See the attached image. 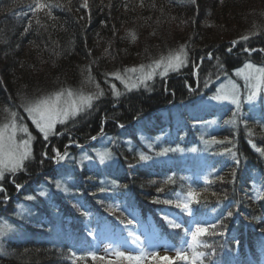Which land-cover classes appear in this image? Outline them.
Listing matches in <instances>:
<instances>
[{"label": "trees", "instance_id": "trees-1", "mask_svg": "<svg viewBox=\"0 0 264 264\" xmlns=\"http://www.w3.org/2000/svg\"><path fill=\"white\" fill-rule=\"evenodd\" d=\"M61 2L66 6L52 9L53 27L52 20L31 11L32 0H0V122L7 115L5 109L19 111L35 137L25 169L6 174L0 182L4 189L0 221L10 219L18 234L5 244L7 254H0V264H71L70 249L98 252L95 244L106 225L128 237L133 228L125 217L128 212L137 223L154 225L161 236L180 247H187L189 237L183 228H171L165 216L186 228L197 221L217 224L216 235L201 238L210 246L198 249L205 253L204 264H264V199L260 198L264 197V156L250 146L244 123L236 128L224 124L234 105L205 103L229 79L242 85L233 76L236 69L249 62L264 66V52L259 51L264 49V0H196L195 4L143 0V5L140 0H88L87 8L81 7L83 0ZM249 7H259L260 12ZM238 12L244 20H239ZM37 18L48 27L36 26ZM29 22L33 28L25 32ZM230 25L238 27L230 32ZM242 35L250 40L229 53L232 41ZM182 45L188 53L187 66L164 77L156 75L147 88L128 92L111 75L150 65ZM244 47L257 51L249 54ZM89 71L93 83H83ZM97 83L105 95L94 102V108L75 122L58 124L56 130L63 134L52 135L47 142L22 109L12 108L20 105L21 97L61 88L95 92ZM113 83L123 93L118 99L109 90ZM240 115L254 133L253 142L264 148V130L258 126L264 123V94L254 106L242 96ZM91 136L98 138L93 141ZM212 136L234 137L236 157L219 154L226 145L204 142ZM65 145L69 156L61 164L47 159L40 163L43 152L51 156L53 148L63 151ZM177 146L183 151L157 155L163 148ZM99 151L109 154L103 163ZM141 152L151 159L139 161ZM85 155L91 159H84ZM173 173L175 183L164 185V178ZM205 176L214 182L206 185ZM57 181L66 192L55 187ZM188 185L208 189L200 203L192 205V216L174 205L153 202L175 199L173 193L186 191ZM100 187L105 188L103 193ZM157 187L165 191L158 193ZM19 205L28 207L29 218L14 215ZM170 209L177 218L168 213ZM87 264L107 261L89 259Z\"/></svg>", "mask_w": 264, "mask_h": 264}, {"label": "snow or ice", "instance_id": "snow-or-ice-1", "mask_svg": "<svg viewBox=\"0 0 264 264\" xmlns=\"http://www.w3.org/2000/svg\"><path fill=\"white\" fill-rule=\"evenodd\" d=\"M191 3L195 4L196 0H190ZM141 5H143V0H140ZM71 4V0H67V5ZM66 5L61 2V0H32V3L29 5L31 11L35 14H43L45 17L53 21V27L55 26V17L53 16L52 9L53 7H65ZM82 8L88 7V0H83L81 4ZM69 10L71 8L69 7ZM36 26L39 28L46 29L48 26L41 24L39 18L35 21ZM33 25L29 22L28 26L25 28V32L32 30ZM131 39L135 41L136 36L134 33H131ZM255 35V34H253ZM250 40L249 35H242L239 40L232 41V47L228 48V52L231 53L233 49L240 44L241 42H248ZM186 46H181L178 52H173L166 57H161L160 59L154 60L150 65H140L139 69L129 68L125 71L128 73L136 74L134 76L122 75L119 72L111 73L116 80L124 86V89L128 92H131L133 89H138L143 86L148 87V82L153 80L156 75L162 77L167 76L168 72L179 71L182 67H186L189 58L188 53L185 51ZM244 52L251 53L256 52L257 49H249L244 47L242 49ZM259 51L264 52V49ZM60 53H56L59 55ZM208 58L212 59V53H208ZM203 59V58H201ZM195 67V65H194ZM222 68L223 65L221 64ZM160 70V71H158ZM138 73V74H137ZM236 76L240 77L243 81V93L241 92V86L236 83L235 80L229 79L227 84H221L217 89V93L210 97L212 100L218 102L227 101L230 104L235 106V110L232 111L231 118L224 121L225 125H230L232 128H236L239 123H244L245 128L247 129L248 135L250 137L249 144L260 156H264V148L258 146L253 142L251 137L254 135L251 128L248 127L247 121L244 120L240 113L242 108V96L243 100L246 101L249 105L254 106V102L257 97L264 94V66H257L251 62L246 63L243 68L236 70ZM83 83L91 84L93 83V77L90 74L86 76V79ZM205 86H207V81H205ZM95 92L85 93L82 89H72V88H61L53 92L40 95L37 97H21L20 105H12V108H20L23 113L27 114V119L31 120L32 125L35 126V129L42 135L43 141L47 142L52 135H62L63 133L56 130V126L67 125L69 121L75 122L77 116L82 113H86L89 110L94 108V102L99 101L101 97L105 95L103 89H101L99 83L95 85ZM109 90L111 94L117 99L123 94L120 90L117 89L116 85L113 83L110 85ZM7 113L4 122H0V182H2L6 174L15 175L18 171L25 169V161L32 159V141L35 137L29 131L28 125L24 123V117L21 116L19 111H14L10 109H5ZM213 123H216L213 121ZM121 128L124 127L123 124L119 125ZM258 126L264 130V123H259ZM67 130V129H66ZM18 133L22 135L18 138ZM103 134V128H101L100 134ZM97 136H91V140H97ZM203 139V138H202ZM205 143H214L217 145H226L223 152L219 153L220 155H231L233 158L236 157L237 153L234 151V137L230 139L229 137H224V139H217L215 136L211 137L210 141H204ZM72 144H75V140H71ZM227 145H232V147H227ZM69 145H65L63 151L53 148L52 151L54 155H49L47 152L41 154L42 159L41 164L44 163L45 159L52 160L56 164H61L69 156L68 152ZM197 149L192 148L190 151L195 152ZM183 151V149L177 146L176 148H163L157 155H167L169 152ZM100 161L103 163L104 158L108 153L99 154ZM84 159H91V157L85 155ZM151 159L150 156L144 154L143 152L138 154L139 161H147ZM236 164H239L238 159L235 160ZM132 167V165H129ZM211 173H209V176ZM235 176V173H232ZM209 176L203 178L204 183L211 184L214 181L209 179ZM91 179V177H88ZM181 179H185L181 177ZM217 180H223V177L216 176ZM150 183H156V181H150ZM164 185H170L175 183V173L167 175L162 181ZM115 186V185H114ZM16 187L19 189L22 187L20 184H16ZM55 187L58 190L67 191L66 188L62 187V184L57 181ZM105 188L100 187L99 192L103 193ZM164 187H157V192H164ZM207 188L197 190L191 185L187 186V190L183 192H174L173 195L175 199H164L160 200L159 198L154 199V203H164L166 205H174L175 208L179 209L182 213L187 214L188 216L193 215V204H199L202 198V193H206ZM4 192L2 186H0V193ZM44 195V193H41ZM95 195V193H93ZM212 195H217L215 192ZM206 199V197H204ZM227 197H225L226 199ZM264 199V197H260ZM27 199L31 200L34 197L29 196ZM118 207V206H117ZM233 212L231 210L227 211V216L231 217ZM254 218V217H253ZM171 228L181 229L183 228L184 234L189 237L187 241V249L177 248L175 249V256H169L167 254L161 256L159 251L149 250L145 247L140 246V237L136 236L134 233L129 232V237L133 245H136L135 249H123L119 245L109 244L104 249V254L101 255L95 250L87 251H76L69 250V258L71 259V264H77L78 261L87 264V261H107V264H145V261H161L164 264H175L176 260L186 261L187 264H204L205 253L198 251L201 247H210L208 244L202 241V237L208 235H216L215 231L218 227L215 223L210 222H195L194 227L186 228L183 227L181 223H178L176 220L169 219L167 216L163 218ZM248 219V217H245ZM132 221L129 220L128 224H131ZM222 227V224L219 225ZM10 229V226L7 222L3 226H0V236L6 234ZM264 231V229H262ZM92 235L91 232L88 233ZM223 235V233H219ZM168 249H165L167 253ZM0 254L6 255V251L3 246L0 245Z\"/></svg>", "mask_w": 264, "mask_h": 264}, {"label": "rangeland", "instance_id": "rangeland-1", "mask_svg": "<svg viewBox=\"0 0 264 264\" xmlns=\"http://www.w3.org/2000/svg\"><path fill=\"white\" fill-rule=\"evenodd\" d=\"M249 9L253 13L260 12L259 11V7L258 8L257 7H249ZM239 15H240V18L243 17L242 14L239 13ZM239 20L242 21V20H244V18H241ZM230 26H231V31L230 32H233L238 27V25H230ZM179 32H180V30H179ZM140 65H143V64H140ZM140 65H138L137 67H134V68L139 69ZM244 65L242 67H240L239 69L243 68ZM145 66H147V65H145ZM257 66H259V65H257ZM236 70L234 71L233 76L237 77L240 80V82L242 83V85H243L244 81L240 77L236 76ZM158 71H160V70H158ZM121 74L122 75H126V76H134V75H136V74H133V73H128L126 71L121 73ZM227 82L228 81L224 82L223 84H227ZM239 85L241 86V92L243 93V91H244L243 86L241 84H239ZM79 89H82L85 93L92 92V91L86 90L85 88H79ZM210 97H212V96H210ZM210 97L205 99V103L206 104L209 105V104L221 103V102H218L216 100L210 99ZM257 99H258V97H257ZM257 99H256V101H257ZM256 101L254 102V105L256 104ZM224 104H230V103L227 102V101H224ZM21 135H22L21 133H18V138ZM146 138L147 137L145 136V139ZM31 148H32V145H31ZM98 154H103V152L99 151ZM168 213H171L172 216L175 217V218H177V216H178L176 214V212L173 211L172 209L168 210ZM14 215H16L20 220H23V217L29 218V209H28V207L26 208L25 205H19L16 208V212H15ZM125 217L128 219V221L129 220L132 221V223L130 224V225H133L132 233H134L136 236L140 237V241H139L140 246L145 247V248H147L149 250H153L154 249L156 251H159L161 256L167 254V255L173 256V257L175 256V249H177V248L187 249V247L176 246L173 242L169 241L166 237L161 236L159 234L158 230L154 227V225H150L151 228H147V226H146V224L144 222L137 223L136 222V217L134 216V214H131V212H128V214L125 215ZM149 221H151V218L149 219ZM149 221H148L147 224H149ZM5 222L8 223V225L10 226V229L6 232L5 235L0 236V245H2L3 248L5 247V244L7 243L8 240H10L11 238L13 239V238H17L18 237V234H16V229H15V227L12 224L10 219H2L0 221V226H3ZM109 244L119 245L121 248L126 249V250L135 249L136 248V245L132 244L131 238L129 236L125 237V236L119 234L117 230H113L111 225H106L103 228L102 236L96 241V244H95L96 249L98 250V253L103 255L104 254V249ZM165 249H168L167 253L165 252ZM145 264H164V262H161V261H147L146 260Z\"/></svg>", "mask_w": 264, "mask_h": 264}]
</instances>
